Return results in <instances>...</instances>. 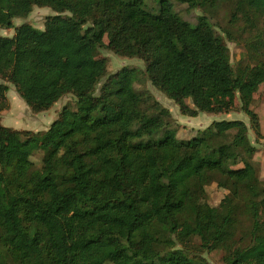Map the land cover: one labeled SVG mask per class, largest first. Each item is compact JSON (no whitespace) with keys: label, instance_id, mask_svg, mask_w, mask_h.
Masks as SVG:
<instances>
[{"label":"trees","instance_id":"1","mask_svg":"<svg viewBox=\"0 0 264 264\" xmlns=\"http://www.w3.org/2000/svg\"><path fill=\"white\" fill-rule=\"evenodd\" d=\"M157 1L158 12L145 0H0V28L15 29L0 37V78L35 112L76 97L47 129H15L1 122L10 88L0 82V264H211L213 251L225 264H264V181L250 139V128L263 137L253 102L264 0H185L205 11L230 2L222 34L207 14L192 24ZM34 6L56 14L44 29L17 26ZM228 41L244 48L240 60ZM104 47L143 60L184 115L239 108L250 126L215 120L178 138L170 110L134 89L141 71L109 74ZM212 183L228 191L218 206Z\"/></svg>","mask_w":264,"mask_h":264},{"label":"rangeland","instance_id":"2","mask_svg":"<svg viewBox=\"0 0 264 264\" xmlns=\"http://www.w3.org/2000/svg\"><path fill=\"white\" fill-rule=\"evenodd\" d=\"M170 1L173 4L174 12H176L182 19L190 21L192 24L197 23L199 16L207 14L216 25L219 33L222 34V28L227 25L231 10L230 2L219 3L215 10L205 11L201 7L191 8L189 3L185 0ZM144 3L146 8H149L154 12H158L160 9V5L157 0H145ZM54 14H56V12L49 7L34 6L28 17L14 18L13 21L17 26L23 23H29L37 28L44 29L47 17ZM14 34V28H0V37H12ZM228 46L231 50L233 62L240 60L245 55L244 48L241 45L228 41ZM98 57L108 60L109 74L115 73L124 67L137 68L140 70L141 73L133 85L134 89L148 98L149 103L158 101L161 105L170 110L172 114L171 127L177 131V136L180 139H190L192 137L202 135L204 130H206V128L215 120L240 119L245 121L250 126L248 116L239 108L226 114H209L202 112L195 117L184 115L181 112L179 105L158 90L143 73L145 68L143 60L137 57L120 56L113 50L105 47L98 50ZM0 82L8 84L10 88L7 93L9 107L1 113V122L3 125L15 129H30L34 131L45 130L58 118L61 109L65 105L74 107L76 104V97L73 94H67L57 101L49 110L35 112L18 94L16 87L11 82L5 81L1 78ZM187 102L192 105V101L190 99L187 100ZM253 108L260 116L263 137L257 141L255 131L250 128V139L258 147L254 160L258 168L259 175L264 181V84L261 85L259 91L255 95ZM45 153V150H40L36 151L32 156V160L36 167H40L42 165V159ZM207 191L208 202L213 206H218L228 193L227 190L220 188L217 183L208 185ZM205 257L211 264H225L223 261L222 251H213L212 253L206 254Z\"/></svg>","mask_w":264,"mask_h":264}]
</instances>
